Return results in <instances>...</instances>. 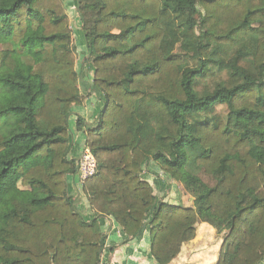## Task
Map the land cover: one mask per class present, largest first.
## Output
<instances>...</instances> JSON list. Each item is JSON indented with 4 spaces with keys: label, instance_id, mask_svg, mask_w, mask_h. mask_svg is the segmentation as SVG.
I'll list each match as a JSON object with an SVG mask.
<instances>
[{
    "label": "trees",
    "instance_id": "trees-1",
    "mask_svg": "<svg viewBox=\"0 0 264 264\" xmlns=\"http://www.w3.org/2000/svg\"><path fill=\"white\" fill-rule=\"evenodd\" d=\"M104 98L75 128L97 162L69 194V118L82 106L62 0H0V264H100L112 218L128 240L149 227L170 264L206 223L225 234L214 264H264V0H76ZM154 164L193 208L158 200ZM148 219V220H147Z\"/></svg>",
    "mask_w": 264,
    "mask_h": 264
},
{
    "label": "crops",
    "instance_id": "crops-1",
    "mask_svg": "<svg viewBox=\"0 0 264 264\" xmlns=\"http://www.w3.org/2000/svg\"><path fill=\"white\" fill-rule=\"evenodd\" d=\"M78 32L77 34L80 36V32ZM79 41H81L80 38ZM81 45L84 47V44ZM83 57H86V52ZM85 67L88 73L85 75V79L81 81V84L82 93L86 96V100L82 106L71 109L69 119L72 128L70 130V158L74 160L78 159L85 147L84 134L78 132L75 128L76 118H81L88 125L93 124L104 103L103 96L90 88L93 69L90 65H85ZM158 173L162 175L161 171L153 163L144 165L142 167L141 180L150 185L158 200L180 206L177 203V197L179 198L181 194H179L180 191L177 185L169 186V180H164V177H160ZM75 177L78 179L77 174L68 179V192L73 196L80 197L77 206L79 214L84 221L91 222L97 218V214L89 209L87 200L82 194V184L79 180L75 182ZM174 188L178 189L179 192L175 191ZM98 224L101 232L106 237L105 247L100 257V264H156L150 252L148 226H145L134 239L128 240L112 218L103 216L98 219ZM216 235L215 230L211 226L203 223L197 225L195 239L183 244L181 253L170 264H214L222 243L221 239L216 241ZM200 242L201 246L199 247Z\"/></svg>",
    "mask_w": 264,
    "mask_h": 264
},
{
    "label": "rangeland",
    "instance_id": "rangeland-1",
    "mask_svg": "<svg viewBox=\"0 0 264 264\" xmlns=\"http://www.w3.org/2000/svg\"><path fill=\"white\" fill-rule=\"evenodd\" d=\"M62 1L64 3V6H65L66 15L68 16L69 28L72 31L70 44H71V46L74 47V51H75V61H74L75 62V70H76V72L78 74V78H79V81L81 83V81H83V79H85V75H87V73H88V71L85 69L86 68L85 65H90L91 66V64H84L83 63L84 62L83 61V58H84L83 55L85 54L86 50H85V46L83 47V45H81V44H84V38H83L82 31H81V28H80V21H79L77 15H76V12H75V9H76V1L75 0H62ZM77 31L80 32V36H78ZM79 38H80L81 41H79ZM91 68H92V66H91ZM79 90L82 93V91H83L82 87L79 86ZM82 95H83V93H82ZM69 127H70V130H72V128L70 126V120H69ZM75 162H76V160H75ZM158 174L162 178L165 176L163 173H162V175L160 173H158ZM165 179L166 178H164V180ZM77 181H78V179L75 177V182H77ZM169 182H170L169 183V186H172V185L173 186H176L177 185V187H178V189L180 191L179 192L178 189L174 188L175 191L177 190L179 192V194H181L179 198L177 197V203L180 204V207H184V208H191L192 207L193 208L192 198L183 189V187L181 185H179L178 183L173 182L172 180H169ZM164 183H166V182L164 181ZM173 204L174 203H172V205ZM200 224L201 223L198 222L195 225V229H196L197 225H200ZM203 224L209 226L206 223H203ZM224 235H225L224 233L221 234V235H216V241H219L220 239L222 240V238L224 237ZM200 246H201V242L199 244V247ZM197 264H200V263H197Z\"/></svg>",
    "mask_w": 264,
    "mask_h": 264
},
{
    "label": "built area",
    "instance_id": "built-area-1",
    "mask_svg": "<svg viewBox=\"0 0 264 264\" xmlns=\"http://www.w3.org/2000/svg\"><path fill=\"white\" fill-rule=\"evenodd\" d=\"M76 166V174L81 184L95 175L97 162L89 149L84 147L81 155L76 160Z\"/></svg>",
    "mask_w": 264,
    "mask_h": 264
}]
</instances>
